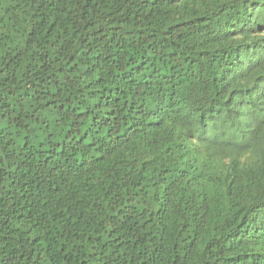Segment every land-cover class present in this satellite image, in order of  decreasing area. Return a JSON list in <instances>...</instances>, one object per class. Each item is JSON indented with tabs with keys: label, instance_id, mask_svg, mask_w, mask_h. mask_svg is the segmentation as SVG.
Returning <instances> with one entry per match:
<instances>
[{
	"label": "trees",
	"instance_id": "1",
	"mask_svg": "<svg viewBox=\"0 0 264 264\" xmlns=\"http://www.w3.org/2000/svg\"><path fill=\"white\" fill-rule=\"evenodd\" d=\"M0 264H264V0H0Z\"/></svg>",
	"mask_w": 264,
	"mask_h": 264
}]
</instances>
